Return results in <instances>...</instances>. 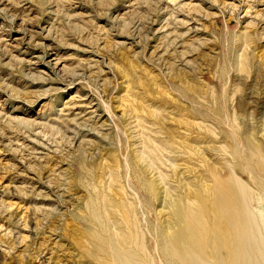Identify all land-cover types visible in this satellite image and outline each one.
<instances>
[{
    "label": "rangeland",
    "instance_id": "374dc122",
    "mask_svg": "<svg viewBox=\"0 0 264 264\" xmlns=\"http://www.w3.org/2000/svg\"><path fill=\"white\" fill-rule=\"evenodd\" d=\"M224 73L241 144L264 149V0H0V264H93L83 217L133 200L105 199L126 161L170 233L171 201L251 157L221 126ZM164 138L182 154L151 159Z\"/></svg>",
    "mask_w": 264,
    "mask_h": 264
},
{
    "label": "bare ground",
    "instance_id": "6f19581e",
    "mask_svg": "<svg viewBox=\"0 0 264 264\" xmlns=\"http://www.w3.org/2000/svg\"><path fill=\"white\" fill-rule=\"evenodd\" d=\"M240 58L243 59V55ZM238 63L242 71L245 65L242 60ZM222 78L228 80L224 79L222 89L225 115L221 126L225 127L226 137L233 145L234 159L241 157L242 150L250 153V159L223 174H215L211 187L193 194L184 191L177 200L171 201L169 206L174 222L167 234L154 216L140 207L144 196L156 199V185L147 179L139 162L126 161V183L130 187L135 182L137 191H132L133 195L128 194V185L119 183L124 181V175L112 174L111 191L105 199L115 198L118 194L114 188L117 187L123 196H132L133 200L126 201L125 206L124 202L119 206L114 201L118 205L114 207L118 216L116 220L111 217L107 206L103 207L102 214L100 201L94 197L87 205L90 215L83 217L89 225L88 245L91 250L86 251L84 257L90 258L93 264H264V194L256 193L258 190L254 188L264 190V149L257 143L241 144L235 129L236 116L226 109L230 76L224 73ZM146 142L145 151L150 152V158L157 156L158 152L181 153L176 152L179 147L169 138H164L159 144L149 139ZM163 157L166 156H157L160 161ZM152 162L155 165L156 161ZM121 168L124 170V164ZM239 172L245 174L254 186L247 179L244 181ZM254 204L259 207H254ZM124 226L129 233L124 234ZM9 236L15 238L13 230L9 231ZM5 243L9 251L14 249L15 243Z\"/></svg>",
    "mask_w": 264,
    "mask_h": 264
}]
</instances>
